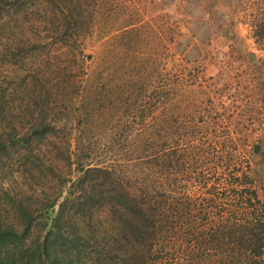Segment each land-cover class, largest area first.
<instances>
[{
  "label": "rangeland",
  "instance_id": "obj_1",
  "mask_svg": "<svg viewBox=\"0 0 264 264\" xmlns=\"http://www.w3.org/2000/svg\"><path fill=\"white\" fill-rule=\"evenodd\" d=\"M16 1L0 0V105L11 109L2 115L5 132L14 125L24 132L30 111L36 116L48 105L46 118L58 127L51 135L83 131L89 148L109 166L120 158L108 155L132 150L137 136L174 132L166 123L175 116L181 135L175 146L183 155L176 193L205 207L214 193L213 210L222 214L209 211L194 233L207 234L230 219L248 221V212L237 214L248 198L239 196L241 181L235 185L234 179L245 173L252 179L253 168H264L259 155L247 166L254 144L264 150V50L250 26L253 0H61L76 5L73 18L59 12V0L20 9ZM65 21H77V27L64 34ZM17 39L27 48L14 59L15 51L6 50ZM116 134L120 144L113 150L109 141ZM17 166L12 170L19 179ZM36 177L33 194L40 199L49 185ZM168 180L173 183L171 174ZM252 185L263 200L264 178ZM75 260L89 264L84 252Z\"/></svg>",
  "mask_w": 264,
  "mask_h": 264
},
{
  "label": "trees",
  "instance_id": "obj_2",
  "mask_svg": "<svg viewBox=\"0 0 264 264\" xmlns=\"http://www.w3.org/2000/svg\"><path fill=\"white\" fill-rule=\"evenodd\" d=\"M35 1L17 0L14 5L20 9ZM58 2L63 17L73 18L76 5ZM250 7L256 10L250 24L253 38L264 50V0H253ZM66 23L61 25L64 34L78 24ZM26 43L17 39L6 51H15L11 56L17 59ZM4 106L0 105V264H77L83 252L89 264H200L204 257L215 258L214 264H264V197L258 199L252 185L259 176L264 178V168H253L252 179L248 173L234 179L235 185L241 181L238 194L246 196L249 205L237 214L248 212V221L230 219L207 234H195L209 211L222 214L217 207L213 210L214 193L211 207L176 193L183 155L175 146L181 137L175 116L166 123L174 132L137 136L139 141H130L132 150L108 155L120 158L108 166L100 161L102 154L89 148L83 131L76 137L51 135L58 127L46 118L48 105L38 107L36 116L30 111L32 118L22 133L15 131L16 125L5 132L2 115L11 109ZM109 143L114 150L120 134ZM248 154V168L258 155L264 161V150L257 144ZM11 160L18 163L14 169L19 179ZM36 174L49 185V193L40 199L33 194ZM23 185L30 189L27 193ZM182 229L189 232L181 235ZM85 247L92 251L85 252Z\"/></svg>",
  "mask_w": 264,
  "mask_h": 264
}]
</instances>
